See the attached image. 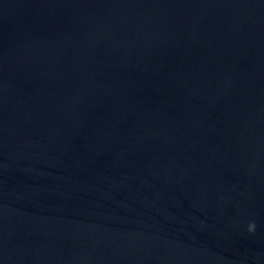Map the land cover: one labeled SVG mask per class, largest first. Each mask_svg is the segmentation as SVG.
Listing matches in <instances>:
<instances>
[{"label": "water", "instance_id": "95a60500", "mask_svg": "<svg viewBox=\"0 0 264 264\" xmlns=\"http://www.w3.org/2000/svg\"><path fill=\"white\" fill-rule=\"evenodd\" d=\"M0 264H264V0H0Z\"/></svg>", "mask_w": 264, "mask_h": 264}, {"label": "clouds", "instance_id": "9594fccd", "mask_svg": "<svg viewBox=\"0 0 264 264\" xmlns=\"http://www.w3.org/2000/svg\"><path fill=\"white\" fill-rule=\"evenodd\" d=\"M248 227L249 231H253L255 229V222H251Z\"/></svg>", "mask_w": 264, "mask_h": 264}]
</instances>
